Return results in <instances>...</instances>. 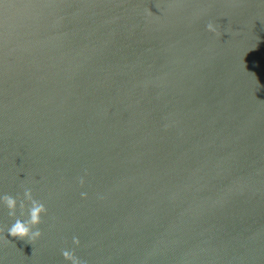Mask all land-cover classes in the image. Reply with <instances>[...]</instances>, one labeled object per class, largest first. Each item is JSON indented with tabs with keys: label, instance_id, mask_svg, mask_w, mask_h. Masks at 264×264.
Masks as SVG:
<instances>
[{
	"label": "water",
	"instance_id": "obj_1",
	"mask_svg": "<svg viewBox=\"0 0 264 264\" xmlns=\"http://www.w3.org/2000/svg\"><path fill=\"white\" fill-rule=\"evenodd\" d=\"M5 194L0 264H264V0H0Z\"/></svg>",
	"mask_w": 264,
	"mask_h": 264
},
{
	"label": "clouds",
	"instance_id": "obj_2",
	"mask_svg": "<svg viewBox=\"0 0 264 264\" xmlns=\"http://www.w3.org/2000/svg\"><path fill=\"white\" fill-rule=\"evenodd\" d=\"M206 30L216 33V28L214 27L212 22L207 23ZM253 75L255 74L253 73ZM79 183L83 185V178L80 179ZM85 196V193H81L82 198H84ZM18 200H20L18 196L14 198L7 194L0 197V203H2L8 210L9 217H14L16 215ZM25 201L30 205V207H28L27 209L28 218L23 222H21V220L18 218L15 219V222L10 227H8L7 233L13 238H17L20 240L26 239L27 242L31 244L41 236V232L37 228V226L41 223V216L46 213V208L43 203L33 198L30 189H25L23 193V200H20L19 202V211L21 216L24 215ZM72 242L73 244H79V240L76 237H73ZM61 255L64 260L70 261L71 264H82V262L75 257L74 253L69 250H62Z\"/></svg>",
	"mask_w": 264,
	"mask_h": 264
}]
</instances>
